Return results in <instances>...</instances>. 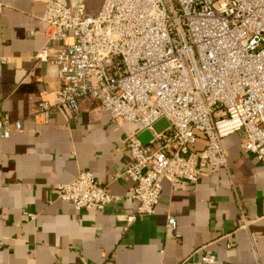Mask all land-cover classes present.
<instances>
[{
  "label": "crops",
  "instance_id": "1",
  "mask_svg": "<svg viewBox=\"0 0 264 264\" xmlns=\"http://www.w3.org/2000/svg\"><path fill=\"white\" fill-rule=\"evenodd\" d=\"M47 1L0 0V118L23 123L0 134V264H179L207 250L216 264H264V164L237 133L223 139L227 166L176 189L165 178L155 212L137 216L124 172L140 124L114 121L96 101L74 116L41 111L61 85L57 66L36 57L48 43ZM100 7L87 1L89 14ZM81 170L116 197L104 209L58 198L55 186Z\"/></svg>",
  "mask_w": 264,
  "mask_h": 264
},
{
  "label": "built area",
  "instance_id": "2",
  "mask_svg": "<svg viewBox=\"0 0 264 264\" xmlns=\"http://www.w3.org/2000/svg\"><path fill=\"white\" fill-rule=\"evenodd\" d=\"M87 1L46 2L48 43L36 57L57 66L61 85L40 109L74 116L96 101L114 121L153 132L147 144L138 135L128 144L124 176L134 184L137 216L155 212L165 178L176 189L227 166L229 134L264 164V0H103L94 14ZM162 117L170 125L157 133ZM12 126L23 123L0 118L1 136ZM55 191L78 210H102L116 198L90 170ZM168 225H177L175 216ZM217 260L207 250L179 264Z\"/></svg>",
  "mask_w": 264,
  "mask_h": 264
},
{
  "label": "water",
  "instance_id": "3",
  "mask_svg": "<svg viewBox=\"0 0 264 264\" xmlns=\"http://www.w3.org/2000/svg\"><path fill=\"white\" fill-rule=\"evenodd\" d=\"M170 125L169 121L162 117L153 125L154 130L159 133L165 130ZM138 138L144 143L147 144L153 138V132L149 129H145L138 134Z\"/></svg>",
  "mask_w": 264,
  "mask_h": 264
},
{
  "label": "rangeland",
  "instance_id": "4",
  "mask_svg": "<svg viewBox=\"0 0 264 264\" xmlns=\"http://www.w3.org/2000/svg\"><path fill=\"white\" fill-rule=\"evenodd\" d=\"M102 1L103 0H90L91 5L96 7V8H98L101 5Z\"/></svg>",
  "mask_w": 264,
  "mask_h": 264
}]
</instances>
